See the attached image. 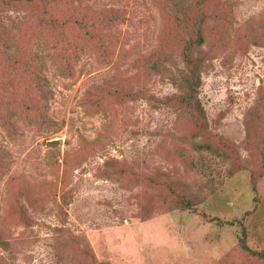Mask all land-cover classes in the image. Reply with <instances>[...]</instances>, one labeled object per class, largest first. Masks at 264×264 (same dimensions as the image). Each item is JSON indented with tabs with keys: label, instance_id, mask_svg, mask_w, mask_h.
I'll use <instances>...</instances> for the list:
<instances>
[{
	"label": "rangeland",
	"instance_id": "obj_1",
	"mask_svg": "<svg viewBox=\"0 0 264 264\" xmlns=\"http://www.w3.org/2000/svg\"><path fill=\"white\" fill-rule=\"evenodd\" d=\"M263 142L264 0H0V264H264Z\"/></svg>",
	"mask_w": 264,
	"mask_h": 264
},
{
	"label": "trees",
	"instance_id": "obj_2",
	"mask_svg": "<svg viewBox=\"0 0 264 264\" xmlns=\"http://www.w3.org/2000/svg\"><path fill=\"white\" fill-rule=\"evenodd\" d=\"M197 44L200 45L202 43L201 35H198ZM68 60V58H67ZM196 63L191 64L190 60H187L186 63H188L187 66V72L184 75V83L178 86V91L180 92V96L177 95V99L179 102L187 106L192 112L197 116L198 120L199 118H204L203 114V108L200 105V102L198 100V93L199 88L201 87V72L203 71V66L201 65L200 58H196L194 60ZM37 81L39 83V90L42 93V96L45 97L48 93L44 86V80L41 77V75L38 76ZM256 109L252 110L250 114H255ZM56 143V142H52ZM205 145L207 150L214 151L213 148L208 146L207 144H201V147ZM264 145V142L262 143ZM261 162L264 164V155L261 154L260 158ZM241 246L242 248L250 253L253 256H257L259 258L264 259V249H255L251 247L247 242V234L244 233L241 237Z\"/></svg>",
	"mask_w": 264,
	"mask_h": 264
}]
</instances>
